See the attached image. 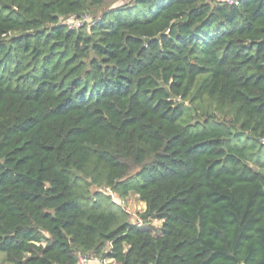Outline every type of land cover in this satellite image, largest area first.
<instances>
[{"label":"trees","instance_id":"1","mask_svg":"<svg viewBox=\"0 0 264 264\" xmlns=\"http://www.w3.org/2000/svg\"><path fill=\"white\" fill-rule=\"evenodd\" d=\"M105 2L0 0V252L264 264V0Z\"/></svg>","mask_w":264,"mask_h":264},{"label":"rangeland","instance_id":"2","mask_svg":"<svg viewBox=\"0 0 264 264\" xmlns=\"http://www.w3.org/2000/svg\"><path fill=\"white\" fill-rule=\"evenodd\" d=\"M132 0H106L104 6H103V10H106L108 8H116V7H120L123 6L125 4H129L131 3ZM100 12L97 13H88L90 15V17L92 18V20H95L96 18L99 17ZM195 95V93L192 94L191 98ZM184 105H186L187 107H189V109L192 111L193 109H195V103H192L190 101V99H188ZM195 113V112H194ZM92 191H99L102 192L104 194L110 195V191L106 188V187H100V188H96V187H91ZM112 199L113 201L120 205V207H122L127 213H129L130 215V221L131 223L134 224H139L141 226H143L144 228H146L147 230L153 232L155 234V230L158 229L160 227V222L157 220H149L146 223H143V221L140 219V214H142L145 211V204L142 203L139 198L134 195L133 193H131L126 199L122 200L119 199L117 197H114L112 195ZM108 250V247L104 248V250H102V252H100V254H96V255H89L87 257V264H115L112 260H108L105 259L103 257V253L105 251ZM0 264H9L6 259H5V255L4 253L0 252Z\"/></svg>","mask_w":264,"mask_h":264},{"label":"built area","instance_id":"3","mask_svg":"<svg viewBox=\"0 0 264 264\" xmlns=\"http://www.w3.org/2000/svg\"><path fill=\"white\" fill-rule=\"evenodd\" d=\"M227 3L228 5L236 4V0H219ZM94 20L88 13H84L78 17L71 16L62 20L61 24L65 25L69 30H77L83 27H89ZM78 260L80 264H87V260L84 256L79 255Z\"/></svg>","mask_w":264,"mask_h":264},{"label":"water","instance_id":"4","mask_svg":"<svg viewBox=\"0 0 264 264\" xmlns=\"http://www.w3.org/2000/svg\"><path fill=\"white\" fill-rule=\"evenodd\" d=\"M128 223H129V224H132L130 220L128 221Z\"/></svg>","mask_w":264,"mask_h":264}]
</instances>
